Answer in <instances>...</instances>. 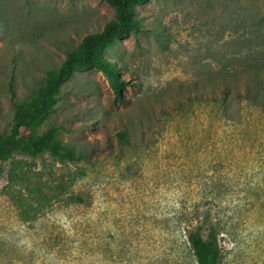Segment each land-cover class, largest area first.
I'll return each mask as SVG.
<instances>
[{"label":"rangeland","instance_id":"374dc122","mask_svg":"<svg viewBox=\"0 0 264 264\" xmlns=\"http://www.w3.org/2000/svg\"><path fill=\"white\" fill-rule=\"evenodd\" d=\"M135 9L142 32L106 50L119 96L101 71H76L42 123L85 157L11 156L31 181L62 183L59 198L21 220L5 188L10 159L0 160V264H195L190 224L215 227L220 264H264V113L242 102L232 122L209 100L217 71L264 59L263 0ZM113 16L104 0H0V133L11 122L8 83L27 99ZM69 194L86 203L65 202Z\"/></svg>","mask_w":264,"mask_h":264},{"label":"trees","instance_id":"16d2710c","mask_svg":"<svg viewBox=\"0 0 264 264\" xmlns=\"http://www.w3.org/2000/svg\"><path fill=\"white\" fill-rule=\"evenodd\" d=\"M114 11L100 30L83 34L78 46L65 52L58 65L48 71L35 92L23 101L15 98L11 82L7 85L8 99L12 107L11 122L6 131L0 133V160L10 159L7 172L6 190L9 193L23 221H28L37 212L42 211L53 199L62 193L63 184H50L38 179L30 180L27 171L19 170L20 160L12 159L14 153L34 159L44 153L58 162L79 161L85 154L76 150L69 142L57 137L54 126L43 127L50 112L66 95L61 84L74 72L95 68L102 72L114 94L119 96L121 83L114 62L108 58L106 50L115 41L129 34H138L143 30L142 18L135 6L148 0H104ZM264 2V0H263ZM212 79L211 93L213 106L228 121L239 122L242 102L257 112L264 113V59L246 63L239 68L221 69ZM204 83L202 86H205ZM202 93V92H199ZM197 100H206L205 96H194ZM22 128L26 133H22ZM120 142L126 141V131L117 130ZM109 143V142H108ZM44 188L47 191H44ZM65 202L85 204L82 194H69ZM185 243L191 251L195 264H220L222 252L216 238L213 225H186Z\"/></svg>","mask_w":264,"mask_h":264}]
</instances>
